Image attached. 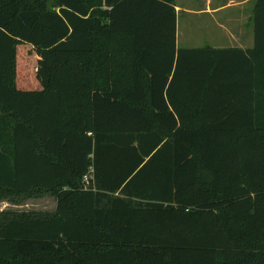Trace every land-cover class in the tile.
<instances>
[{"label": "trees", "instance_id": "16d2710c", "mask_svg": "<svg viewBox=\"0 0 264 264\" xmlns=\"http://www.w3.org/2000/svg\"><path fill=\"white\" fill-rule=\"evenodd\" d=\"M252 24L180 49L175 0H0V202L55 200L0 211V264H264Z\"/></svg>", "mask_w": 264, "mask_h": 264}, {"label": "crops", "instance_id": "0c3cea01", "mask_svg": "<svg viewBox=\"0 0 264 264\" xmlns=\"http://www.w3.org/2000/svg\"><path fill=\"white\" fill-rule=\"evenodd\" d=\"M254 5L255 0H196L193 5L194 7L185 11L189 14L207 17L208 21L202 22L198 31L200 34L205 36V42L208 44L200 47H183L182 49L204 47L214 49H251L254 44L252 24ZM175 9L178 17V12H180L181 9L176 4ZM218 15H223V17L219 19ZM210 21L211 23H209ZM214 34L223 36V40L226 42V45L216 44ZM177 36L178 33L176 35V41ZM4 203L8 202L4 201Z\"/></svg>", "mask_w": 264, "mask_h": 264}, {"label": "rangeland", "instance_id": "374dc122", "mask_svg": "<svg viewBox=\"0 0 264 264\" xmlns=\"http://www.w3.org/2000/svg\"><path fill=\"white\" fill-rule=\"evenodd\" d=\"M203 1V0H200ZM226 1V0H225ZM196 0H175V4L180 7L181 11L178 12L177 17V48L183 47H200L202 45L208 44L205 42V36L199 33L200 24L206 22L207 17L197 16L194 14H189L185 10L191 9L194 6ZM237 11V10H236ZM219 19L223 15H218ZM211 23V21L209 22ZM219 31L218 29H216ZM200 35V36H199ZM214 40L216 44L226 45V42L223 40V36L214 34ZM55 207V200L52 197H45L39 199H28L22 203L11 204L0 202V211L1 210H19V211H41V212H50Z\"/></svg>", "mask_w": 264, "mask_h": 264}, {"label": "built area", "instance_id": "2783aa9c", "mask_svg": "<svg viewBox=\"0 0 264 264\" xmlns=\"http://www.w3.org/2000/svg\"><path fill=\"white\" fill-rule=\"evenodd\" d=\"M90 173H91V172H90ZM84 181H85V186L87 187L88 184H89L88 176H85V177H84Z\"/></svg>", "mask_w": 264, "mask_h": 264}]
</instances>
